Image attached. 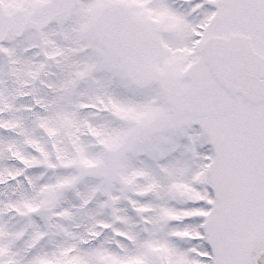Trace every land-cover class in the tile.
<instances>
[{
  "label": "snow or ice",
  "instance_id": "1",
  "mask_svg": "<svg viewBox=\"0 0 264 264\" xmlns=\"http://www.w3.org/2000/svg\"><path fill=\"white\" fill-rule=\"evenodd\" d=\"M0 264H264V0H0Z\"/></svg>",
  "mask_w": 264,
  "mask_h": 264
}]
</instances>
